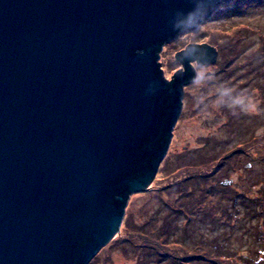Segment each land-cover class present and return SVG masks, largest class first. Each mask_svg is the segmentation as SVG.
<instances>
[{
    "label": "water",
    "instance_id": "obj_1",
    "mask_svg": "<svg viewBox=\"0 0 264 264\" xmlns=\"http://www.w3.org/2000/svg\"><path fill=\"white\" fill-rule=\"evenodd\" d=\"M230 1L0 0V264H89L114 239L197 74V45L170 80L161 51Z\"/></svg>",
    "mask_w": 264,
    "mask_h": 264
},
{
    "label": "rangeland",
    "instance_id": "obj_2",
    "mask_svg": "<svg viewBox=\"0 0 264 264\" xmlns=\"http://www.w3.org/2000/svg\"><path fill=\"white\" fill-rule=\"evenodd\" d=\"M235 39L243 48L225 52L222 59L229 60V68L237 67L231 78H221L226 67L218 63L219 56L215 63L194 65L197 74L184 87L188 99L151 183L154 188L130 196L123 220L131 219L129 226L123 222L118 237L92 264H140L148 249L134 255L126 243L142 229L158 228L166 253L196 255L205 240L209 253L220 245L215 249L221 262L264 264V87L259 88L263 75L255 74L264 71L257 54L264 47V0L219 4L207 22L165 44L159 62L170 80L180 67L174 55L186 45L208 42L213 47L218 41L228 46ZM178 180L177 187L168 188Z\"/></svg>",
    "mask_w": 264,
    "mask_h": 264
},
{
    "label": "trees",
    "instance_id": "obj_3",
    "mask_svg": "<svg viewBox=\"0 0 264 264\" xmlns=\"http://www.w3.org/2000/svg\"><path fill=\"white\" fill-rule=\"evenodd\" d=\"M262 29L261 30L256 29V30L259 32V31H262ZM246 32H251V30L246 31ZM261 36H262V34H261ZM244 39H247V38L244 37ZM240 40L238 41V39H235V41H232L231 44L229 43L228 46L225 45L224 42L219 43L217 41V44L213 43L214 44L213 47L215 49L219 50L218 56L220 57V60L218 61V63L223 68L226 67V74L221 73L222 74L221 78H231L230 75L233 73V71H235L237 69L236 66L234 68H229V64H230L229 60H222V59H224L225 52L227 53L228 51H231V53H233L235 51H240L243 48L241 46V43H239ZM206 43H208V42H206ZM263 49H264V47L261 46L259 53H257V54H260L259 58L261 60L264 59ZM241 66H245V63ZM252 69L253 68H251V71H252ZM253 72H255V71H253ZM256 72H258V73H255L256 75H258V77L260 75H263V80L261 79V83L259 84V88H262V87H264V71L261 74H259L261 72V69L260 70L257 69ZM236 92L237 91H235L234 94H236ZM194 102L196 103L197 101L194 100ZM204 103L205 102H203V104ZM200 105H201V102L199 103L198 106H200ZM226 158H229V157H226ZM218 167H220V166H218ZM176 176H178V175H176ZM182 180H188V179L183 178ZM180 181L181 180H178V181H176V183L169 185L168 188L177 187L178 186L177 184ZM153 188L154 187L152 185H150V187L147 191L152 190ZM190 192H193V191H190ZM159 210H160V208H157L156 212H158ZM260 211L264 213V207ZM184 214H187V211H185ZM123 222L125 223V227H127V226H129L131 219H125V221H123ZM150 231L151 230H148V229H142V230H140V232L132 234L129 238V242L126 243L128 249L132 248V250L136 251V253H134V255L135 254L137 255V249H140L139 251H143V249H145V248L149 250V251L145 250L142 252V257L144 259L142 258V260L140 261V264H142L144 260L146 261V263H143V264H165L168 262V260H170V262L173 264H193V263L194 264L195 263H197V264H230V262H227V261L221 262L220 260H218L220 258V254H218L216 252L215 248H217V247L220 248V245H216L213 249L210 250V253H209V250H207V248H206V247H208V245L206 244L205 240H203L202 246L199 249L200 252L196 255L195 254L194 255H188L187 257H185L182 255H177V254L172 253V252L166 253L165 248L167 247V245H165L164 243H162L160 241V238L162 237V236H160L161 235V232H160L161 228L155 229L154 231H151V232ZM166 236H167V238L170 237L169 235H166ZM117 237L118 236L116 235L113 240H115ZM136 240H137V242H140V246L138 244L137 247H134L132 244ZM123 244H125V242ZM211 251L213 253H215V256L212 254ZM150 252L153 255H149L148 253H150ZM262 254L264 257V253H262ZM152 256H153V259L151 258ZM91 262L89 264L93 263V262L92 263ZM234 264H236V263H234ZM238 264H243V262H238Z\"/></svg>",
    "mask_w": 264,
    "mask_h": 264
},
{
    "label": "flooded vegetation",
    "instance_id": "obj_4",
    "mask_svg": "<svg viewBox=\"0 0 264 264\" xmlns=\"http://www.w3.org/2000/svg\"><path fill=\"white\" fill-rule=\"evenodd\" d=\"M192 44H195V45H197V46H195L193 49H192V51H191V53H190V56L189 57H191V58H193L195 61L193 62V65H200L201 63H203V62H206V61H211L212 60V57H211V52L207 49V47H204V46H202L203 44H207V43H192ZM187 46V45H186ZM186 46L184 47V49L186 48ZM183 49V50H184ZM210 57V58H209ZM182 68V66L180 65V67L177 69V70H179V69H181ZM176 70V71H177ZM184 93H185V91H184ZM185 96V97H184ZM187 96L188 95H185V94H183V104H184V100H185V102H186V99H188L187 98ZM190 100H193L192 99V97L191 98H189ZM194 101V100H193ZM193 103H195V102H193ZM182 113V112H181Z\"/></svg>",
    "mask_w": 264,
    "mask_h": 264
}]
</instances>
